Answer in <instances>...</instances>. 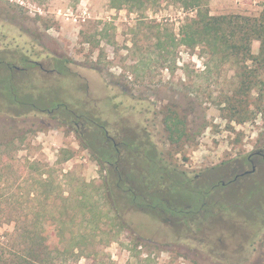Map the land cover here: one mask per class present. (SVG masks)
<instances>
[{
  "label": "rangeland",
  "instance_id": "374dc122",
  "mask_svg": "<svg viewBox=\"0 0 264 264\" xmlns=\"http://www.w3.org/2000/svg\"><path fill=\"white\" fill-rule=\"evenodd\" d=\"M209 3L215 15L259 16L264 10V0ZM193 14L177 0L150 1L143 8H115L110 0H0L5 24L28 26L41 35L21 39L27 44L24 48L0 51L2 59L12 62L0 63V251L19 250L24 226L35 229L32 223L37 220L31 213L35 206L44 208L43 228L52 242L51 215L75 205L72 199L64 204L61 196L77 193L81 183L91 184L89 190L95 192L102 185V166L92 150L100 149L103 130L97 124L76 129L81 120H66L70 115L63 112L74 109L87 111L98 124L106 125L121 149L122 138L140 135L143 144H150L152 155L161 153L167 163L189 172L192 187L170 194L177 208L197 209L204 199L216 202L223 197L235 213L191 239L162 224L150 208L143 212L131 204L126 195L118 194L122 187L111 184L108 203L99 201L103 209L115 204L119 219L111 210L82 245L80 256L51 264H254L247 240L252 232L248 219L254 215L241 206L249 210L264 201L262 158L255 157L261 166L251 177L214 192L204 187L209 193L196 187L227 178V169L218 166L221 162L244 160L264 149V111L250 100L248 108L255 113L249 120L240 122L225 114L219 101L239 84V65L223 63L201 47L185 44L172 46L166 58L159 39L167 40L170 34L179 39L185 17ZM259 47L260 42L254 41L252 52L258 54ZM22 52L39 60L43 68L22 61ZM244 65L255 66L250 61ZM258 78L264 80V71ZM171 109L186 121L193 140L170 139L164 119ZM123 132L130 133L128 138L121 136ZM64 150L73 153L67 161L62 160ZM41 172L52 182L47 181L45 188L49 196L39 184ZM136 172L130 177L137 179ZM66 230L70 239L86 227L77 224L74 234Z\"/></svg>",
  "mask_w": 264,
  "mask_h": 264
},
{
  "label": "trees",
  "instance_id": "16d2710c",
  "mask_svg": "<svg viewBox=\"0 0 264 264\" xmlns=\"http://www.w3.org/2000/svg\"><path fill=\"white\" fill-rule=\"evenodd\" d=\"M150 1L156 3L158 0H110V3L115 8H122L123 6L143 8ZM177 1L181 3L185 10L194 11V14L185 17L179 31V39L171 34L168 35L169 37H166L167 40L159 39L158 45L162 50H166V58H169L168 56L172 54V46L185 44L190 48L199 46L205 52H209L212 58L218 57L223 63L231 62L232 64L239 65L238 68L240 70H238L237 75L239 84L236 86L233 94H225L223 100L220 99L219 101L225 105V108H223L225 114L232 120L238 119L240 122L249 120L252 114L255 113L248 108L251 102L250 100H253L251 103L256 104L257 108L264 111V80L258 78V75L264 71V10L259 16L240 14L215 15L211 12L210 0ZM256 40L260 42L258 54L252 52V46ZM249 61L253 62L255 66L250 68V66L247 67L244 65ZM252 92H256L255 97H252ZM63 112L70 115L66 120L71 119L70 121H74L77 118L87 128L89 125L93 126L97 124L96 126L103 130L100 136V139L103 140L100 149L98 152L91 150L92 153L96 154V160L102 166L104 181L96 189V192L92 189L90 191L88 186L91 184L85 182L79 184L78 192L74 193L76 194L75 198L73 193V197L72 195L68 197L61 196L64 204L67 200L72 199L75 205L72 207L63 206L60 215H58L60 213L59 210H57V215H55L56 212L51 215V219L55 224V238L52 242L47 230L43 228L44 224L42 223V219L45 217L44 208L41 209V206L38 208L35 206L31 210L32 215L37 220L32 223L35 229L24 226L25 229L20 235L22 240L19 250L10 252L9 254L0 251V264H51L55 259L62 258L65 260L70 257H78L80 256L82 245H86L92 238V234L99 227L102 218L105 216L110 217L111 210L115 211L113 217L118 218L119 209L115 204H111L110 207L103 209L104 206L100 204L99 200H103L105 202L104 205H106V202L108 203V193H111V184L119 188L127 184L123 175L121 162L118 161L112 166L107 164L113 161L114 157L112 156H116V150L120 148H116L105 134L106 125L98 124L97 120L89 112H77L74 109ZM164 121L167 129L170 131L169 137L173 142L179 143L184 137L193 140L194 137L189 136L186 132V121L180 119L174 109L168 111ZM130 138L125 139V141L128 143L130 141L134 144L133 148L136 155L139 154L143 160V165H139L143 170V175H138L137 179L135 175H132L134 177L129 176V179L135 187L131 192H127L123 186L121 188L123 189L122 192L118 191L121 197L123 194L126 195L129 202L138 206L140 210L143 209V212H147L145 209L150 208L162 224L169 226L171 229L175 228L180 234H186L187 238L198 232L205 231L206 228L219 225L224 220L231 219L229 215L233 214L234 210L229 204H225L223 208H217L208 205L207 203L211 202L208 199H204L197 210L203 204L205 211L198 216L200 217L199 223H195L197 217L190 218V214L187 215L184 212L185 207L177 208L170 196L171 192L177 188L183 189L185 186L192 187L193 181L187 175V172L167 163L161 153V156H157L158 153L156 155L154 154L155 156L152 155L150 144H143L140 140V135H135L132 139ZM84 147L89 148L87 145H84ZM72 156L73 153L67 151L62 160L67 161ZM109 170L111 172L110 180H108ZM43 175H47L46 172L40 173L38 181L39 184L44 186V190L45 192L47 191L46 194L49 196L50 192L45 189L48 178L44 180L42 178ZM45 177H49V174ZM48 182L50 184L52 183L51 181ZM198 187L196 189L201 191V188ZM40 195V192L35 193L37 198ZM213 203L215 202L213 201ZM241 207L246 213H251L255 217V210L258 206L253 209L250 208L249 210L243 206ZM261 215L264 217V213ZM248 220V222H251L250 219ZM245 222L247 221L245 220ZM77 224L83 227L85 226L86 230L79 232L77 236L73 235L70 239H67L65 229L74 234L73 229Z\"/></svg>",
  "mask_w": 264,
  "mask_h": 264
},
{
  "label": "flooded vegetation",
  "instance_id": "af4514ba",
  "mask_svg": "<svg viewBox=\"0 0 264 264\" xmlns=\"http://www.w3.org/2000/svg\"><path fill=\"white\" fill-rule=\"evenodd\" d=\"M14 16V15H11ZM6 20H4L3 18H0V51L2 49H4L5 51L7 50H11V49H18V48H24L27 46L26 42L21 41V39H25V40H31V38H39L41 37V35L38 33V31H35L33 29H30L28 26H21V25H15V24H11L10 27L8 24H5ZM16 22V20H15ZM18 22V21H17ZM39 35V36H38ZM28 49V48H27ZM26 49V50H27ZM25 50V51H26ZM8 52V51H7ZM23 53V52H22ZM5 54V53H4ZM2 53L0 52V63H4L5 65H11L12 62H9L5 59H2ZM14 55V54H13ZM14 57V56H13ZM20 59H22V61H24L25 63L28 64V62H32L34 65H39L41 68H43L42 63L37 60V59H32L31 57H29L26 54H22L20 56ZM20 70H23L25 68H19ZM51 71H54V69H51ZM82 123H75L76 129H81L84 128L86 126H82ZM102 127V125H101ZM79 134L82 135V132L79 130ZM119 132V131H118ZM105 134L109 137L110 141L114 144V146L117 148L119 145L118 143L115 141L114 137L112 135L109 134V130L108 128H105ZM130 133H126L123 132L121 133V136H127ZM132 137V136H130ZM128 138V137H126ZM121 143L123 144V149H118L116 150V156L113 155L112 157H114L112 162H108L107 164L112 166L115 165L118 161L121 162L122 164V171H123V175L126 179L127 184L123 185L124 186V190L127 192H131L133 190V188L135 187L131 180L129 179V173H134L135 171H137V176L139 175H143L142 173V169L139 165H143V160L141 159L140 155L135 153V151H133L132 149V145L134 146L133 143L131 142H126L124 138H122ZM156 155V154H155ZM157 156H161L160 153L157 154ZM255 157H259L262 158V160L264 161V149H259L256 152L250 153L246 156V158L243 160H240L238 157L232 158L229 161H223L221 162L218 166L220 168H226L227 171L226 173H224V175L228 174L227 178L220 180V182L218 181L217 183L211 185L210 187L207 186V184H201L200 187L201 191H203L204 187H208L209 190L211 189L212 192H214V189L216 187L219 186H226L229 185L235 181H238L242 178L245 177H251L253 174H255L259 168H260V164L258 159H256ZM251 164V169H247L246 166ZM185 171V170H184ZM186 172V171H185ZM187 175L190 177V173L188 172ZM200 176V174H196L195 177ZM222 177V176H220ZM205 181H207L205 179ZM124 184V182H123ZM122 185V184H121ZM122 186V187H123ZM204 192H208V190H204ZM209 197V196H208ZM210 206H214L217 208H223L224 205L226 204V202L223 201V197H220V199H218L215 203H213V201H211V203H207ZM261 206H258V210H255V217L253 218V222L251 221V233L248 234V241H249V251L251 254V258H252V263L254 264H264V217H262V213H264V201L262 203H260ZM203 204L202 207L200 209H193L192 206H186L184 212L188 215L190 214V218H196L197 217V221L195 223H199V218L198 216H200V214L202 212H204V208H203ZM256 207V206H255ZM199 215H198V214ZM196 216V217H195ZM182 220V219H181ZM192 239V237H189ZM240 239V236H239ZM206 244V247L210 246L208 243L203 242V245ZM177 246V245H176ZM175 247V246H174ZM186 248L185 250H190L189 247H184ZM183 250V249H180Z\"/></svg>",
  "mask_w": 264,
  "mask_h": 264
}]
</instances>
